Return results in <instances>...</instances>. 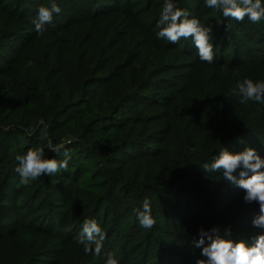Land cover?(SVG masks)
Instances as JSON below:
<instances>
[{"label":"trees","instance_id":"16d2710c","mask_svg":"<svg viewBox=\"0 0 264 264\" xmlns=\"http://www.w3.org/2000/svg\"><path fill=\"white\" fill-rule=\"evenodd\" d=\"M55 2L62 13L38 35L37 10L51 0H0V264H105L108 253L119 264H195L207 259L192 245L202 228L251 242L258 205L202 168L224 148L264 158V106L229 95L244 79L264 81V21L176 0L213 27L208 64L190 38L157 39L164 0ZM41 119L72 159L23 187L17 154L42 147L64 159L40 139ZM145 199L152 229L134 212ZM89 219L107 234L99 258L78 243Z\"/></svg>","mask_w":264,"mask_h":264},{"label":"clouds","instance_id":"9594fccd","mask_svg":"<svg viewBox=\"0 0 264 264\" xmlns=\"http://www.w3.org/2000/svg\"><path fill=\"white\" fill-rule=\"evenodd\" d=\"M203 4L213 11L222 13L225 19L231 18L242 23L247 18L254 24L264 21V0H203ZM61 13L62 9L55 0H51L49 6H40L34 21L35 32L43 35L47 31L46 25L52 24L54 16ZM190 16V12L179 7L176 0H164L157 24L160 30L156 37L170 44H179L181 39L190 38L199 59L212 64L215 61L214 29ZM224 27L228 31L231 24ZM229 95L238 97L240 104L251 101L264 106V81L254 82L251 79H244L230 89ZM38 125L43 126L40 130V139H47V148L57 155L63 150L64 159L45 158V150L42 147L30 148L23 154H17L15 159L18 166L15 171L19 174L20 186L23 187L30 186L42 176H53L67 171L72 159L70 151L65 148L63 142L53 145L52 140L48 138L47 125L43 119L38 121ZM36 130L35 127L30 126L27 134L31 136ZM202 169L206 174L223 173L228 182L244 191L243 202L246 205H258V214L252 219V227L260 231L252 235L251 242L246 240L237 242L223 238L218 228L210 231L202 228L199 232V240L194 239L192 245L202 249L200 254L207 259H196L195 264H264V234H262L264 233V158L252 147L235 154L224 148L210 163H204ZM134 212L140 227L144 229L155 227L156 219L152 215L148 199L143 201L140 208L134 209ZM225 236H232L230 226L225 229ZM106 238L107 234L98 222L89 219L81 226L78 243L83 246L85 255L99 258ZM105 264H119V261L114 254L108 253Z\"/></svg>","mask_w":264,"mask_h":264},{"label":"rangeland","instance_id":"374dc122","mask_svg":"<svg viewBox=\"0 0 264 264\" xmlns=\"http://www.w3.org/2000/svg\"><path fill=\"white\" fill-rule=\"evenodd\" d=\"M247 206V208H249V206L248 205H246Z\"/></svg>","mask_w":264,"mask_h":264}]
</instances>
